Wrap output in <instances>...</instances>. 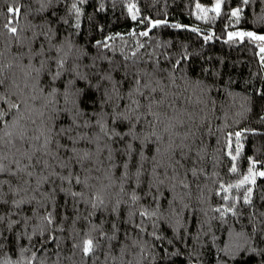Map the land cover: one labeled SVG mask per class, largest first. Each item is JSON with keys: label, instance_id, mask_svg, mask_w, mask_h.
I'll return each instance as SVG.
<instances>
[{"label": "trees", "instance_id": "1", "mask_svg": "<svg viewBox=\"0 0 264 264\" xmlns=\"http://www.w3.org/2000/svg\"><path fill=\"white\" fill-rule=\"evenodd\" d=\"M216 2L219 14L207 11ZM132 5L135 20L129 12ZM10 7L19 12L10 13ZM236 9L239 16L233 17ZM9 21L17 28L15 36L6 27ZM150 21L166 23L153 27ZM177 24L179 28L174 27ZM145 31L147 36L140 35ZM240 32L264 35V0H0V66L12 65L5 75L21 76V70L35 75L33 69L42 60L46 71H55V60L65 58L64 74L53 84L45 71L39 77L42 87L46 91L58 87L63 93L65 83L75 80L76 89L82 90L65 98L40 96L37 89L39 99L29 100V107L36 110L31 118L37 123L32 125L26 116L22 124L36 134L35 129L42 127L38 113L43 111L49 128L71 127V136L99 135L102 149L81 141L76 148L92 151V159L83 167L73 161L67 169L54 168L60 177L71 173V183L53 176L36 190L39 176L47 175L37 169L30 190L15 197L31 201L19 209L11 204L9 186H3L9 203H0V216L5 217L0 223V262L264 264V176L259 175L264 172V53L260 51L264 41L248 36L229 39V33ZM41 45L44 55H34ZM77 72L86 79H78ZM144 72L153 86L157 80L167 84L174 77L177 107L192 114L188 126L195 135L185 142L183 152L178 150L171 158L167 142L160 152L149 144L141 155V142L149 134L146 121L132 133L126 121L112 122L117 103L125 111L134 74ZM106 76L111 80L102 79ZM18 82L23 87L22 79ZM98 83L103 85L100 90ZM114 85L123 101L115 99ZM105 90L113 93L107 103ZM32 94L29 88L25 97ZM53 99L57 102L49 104ZM0 107L7 109L6 104ZM73 117L80 125L88 121L90 127L76 128ZM4 119L11 121L12 116ZM97 121L129 134L108 140ZM136 133L140 140L132 138ZM60 143L72 147L64 136ZM129 143L130 157L125 154ZM237 148L240 154L233 160ZM60 155L67 159L71 153L62 150ZM250 167L252 178L240 184ZM0 180L19 186L7 174H0ZM133 192L139 197L136 202L131 200ZM96 195L103 198L102 205L94 200ZM143 211L155 215L141 216ZM48 213L52 224L44 219ZM12 221L17 223L9 229ZM89 238L95 249L85 255L83 242Z\"/></svg>", "mask_w": 264, "mask_h": 264}, {"label": "snow or ice", "instance_id": "2", "mask_svg": "<svg viewBox=\"0 0 264 264\" xmlns=\"http://www.w3.org/2000/svg\"><path fill=\"white\" fill-rule=\"evenodd\" d=\"M247 3V0H244ZM77 12L79 9L75 4L72 6ZM135 6L132 5L129 7V12H133V8ZM199 8V5H197ZM10 13L14 15L19 12L18 8L10 7L8 9ZM212 11L219 14L220 11V3L217 2ZM239 9L234 10L231 15L233 17L239 16ZM132 19H136V15L133 12ZM153 27L159 26L162 23H166L165 21H154L151 22ZM79 25H77L78 27ZM9 31L15 36L17 34V28L11 26V21L6 25ZM174 27L179 28L180 25H174ZM196 31V29H193ZM140 35L147 36L148 32H142ZM234 36H239L243 38L244 36H248L255 40L264 41V35H256L253 32H240V33H229V39H232ZM111 39V37L109 38ZM206 39H210V37H206ZM101 42H97V46H100ZM107 47V45H104ZM43 46L41 45V51L35 53L34 55H44ZM59 51V50H58ZM260 51L264 53V47L260 48ZM48 59H51L49 57ZM264 60V56L261 57ZM57 65V70L52 71L51 69H45L46 61H41L39 68H34L32 72L21 70V76H17L16 73H12L10 76L5 75V69L11 68L12 65H3L0 66V89L4 91L0 92V103L6 104L7 109L5 110L3 107H0V174H7L9 177L15 178L19 184L18 187H13L11 180H0V203L7 204L8 200L5 199V193L3 192V186L7 184L9 186V192L13 194V199L11 200V204L19 209L21 205L25 203H30V200H26L24 198L16 199V196H19L21 192L27 193L30 188V179L36 178L38 173L37 169L40 170V173H47V175H40L37 180V189L41 183L47 182L53 176H56L62 180H68L70 183L73 179L72 174L69 173L68 176L60 177L58 173L54 171L55 167H60L63 169L69 168V166L75 161L83 167L86 161H90L92 159V151L90 150H78L76 145L81 141H87L89 144H95L96 150L101 151L102 149L99 146L100 136L97 135L95 138L88 137L86 135H77L71 136L68 135L72 128H60L58 131L54 128H49L46 122H43V118L45 113L40 111L38 113L39 117L42 119V127H38L35 129L36 134H30L28 130V124L23 123L28 117V120L32 125H36V119L31 118L30 113L36 111L29 107V100L36 101L39 99V96L36 95L37 89L39 90L40 96H51L57 97L63 95L65 98H68L72 95H79L82 93V90L76 89L75 80H69L65 83L63 93L60 92L58 87H51L48 91H46L39 80V77L42 73H45L50 77L53 84L56 80L60 79V77L67 70L65 69V64L67 60L65 58H60L55 60ZM179 64V61H177ZM159 71H163V69H159ZM135 79L133 81L132 87L127 92L128 103L124 105L125 111H121V104L117 103L115 112L116 115L112 118L113 124L118 122H127L129 127V133L135 131L136 125L141 123V121H146L147 127L149 129V134L145 136L141 142V155H143V150L149 146V144H153L155 146V151H161V145L167 142V152L169 157H173L177 154V151L183 152L184 148L187 147L185 143L190 137L194 136L195 133L188 126V121L192 119V114L185 108H178L177 104L179 101V97L176 95L172 89L176 88L175 78L170 76L169 83H163L160 80L155 81V86H153V82L151 80H145L144 77L148 76L147 72L144 73H136ZM77 78L86 79V77H80L77 72ZM22 79L23 87H21V83L18 82ZM104 80H111L110 76L103 77ZM103 87L101 84H97L96 88L100 90ZM31 88L32 95L29 97H25V92ZM115 91V99L117 101H123L124 95L119 92V87L114 85ZM15 97V99H13ZM135 97V98H134ZM105 103L113 100V93L105 90V95L103 97ZM55 99L49 100V104L56 103ZM47 107V105H45ZM79 111H76V115H79ZM11 115L12 120L6 121L5 116ZM56 115H59V110L56 111ZM187 117V120L185 119ZM55 119V116L53 117ZM72 124L79 128L90 127V123L85 121L83 125H80L76 122L75 117H73ZM97 126L100 128V133L103 134L105 138L108 140H112L114 137H119L123 139L125 135L129 133H120L115 131V129H109L107 126L100 121H97ZM11 129V130H9ZM184 129L185 131H181ZM237 142H239V138L241 133L237 132L236 134ZM66 137L72 147L69 148L66 144L60 143V137ZM134 140H140V134L136 133L133 137ZM179 141V143H177ZM107 147V145H105ZM229 147L231 144L229 143ZM64 151L65 155L67 153H71L70 156H67L65 159L60 155L61 151ZM133 147L132 144L129 143L126 146L125 154L129 157L132 155ZM231 155V153H229ZM240 154V149L237 148L236 155L232 156L233 160H236ZM109 159H111V152L109 154ZM155 159V157H153ZM55 162V163H52ZM179 163V161H177ZM125 168L128 167L127 164L124 165ZM142 168V165L140 166ZM254 167V162H253ZM231 171H237L235 165L232 167ZM253 169L249 168V176H245L244 179L240 182V184H244L252 178ZM140 172L138 169L137 176H139ZM127 173H125L124 178H127ZM260 176H264V172L259 173ZM25 177L29 178L26 179ZM76 183H81L80 177H74ZM162 182V181H161ZM254 183V178L252 179ZM240 184L236 185V187H240ZM250 191V190H249ZM73 196L80 195L79 193H72ZM34 199V197H33ZM139 197L135 194V192L131 195V200L136 202ZM227 199V197H225ZM95 201H98L99 204H103L104 200L100 195H96L94 197ZM245 202H250L248 197H245ZM97 204L94 202L93 207H96ZM220 211V209H216ZM227 210V209H226ZM141 216L147 215H155V212L149 214L147 211H143L140 213ZM5 217L0 216V223H3ZM48 224L53 223L52 213H48L46 217H44ZM17 223V221H12L9 223L8 227L11 229L12 225ZM0 236H3V233H0ZM7 239V237H4ZM3 245L0 244V248ZM95 249V243L93 239L89 238L83 242L82 251L85 255L92 253ZM0 264H13L10 259H6Z\"/></svg>", "mask_w": 264, "mask_h": 264}, {"label": "rangeland", "instance_id": "3", "mask_svg": "<svg viewBox=\"0 0 264 264\" xmlns=\"http://www.w3.org/2000/svg\"><path fill=\"white\" fill-rule=\"evenodd\" d=\"M216 4H217V2L214 4V6H213V7H215V5H216ZM210 9H211V11H212V8H209V9H207V11H209ZM202 10H203V11H205L206 9H205V8H203ZM207 11H206V12H207ZM255 34H256V33H255ZM256 35H262V34H256Z\"/></svg>", "mask_w": 264, "mask_h": 264}]
</instances>
